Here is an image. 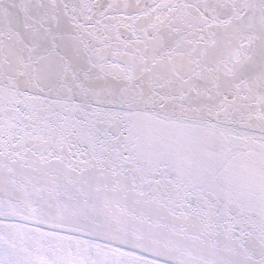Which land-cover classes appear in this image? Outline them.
Masks as SVG:
<instances>
[{
  "label": "snow or ice",
  "instance_id": "1",
  "mask_svg": "<svg viewBox=\"0 0 264 264\" xmlns=\"http://www.w3.org/2000/svg\"><path fill=\"white\" fill-rule=\"evenodd\" d=\"M0 264H264V0H0Z\"/></svg>",
  "mask_w": 264,
  "mask_h": 264
}]
</instances>
